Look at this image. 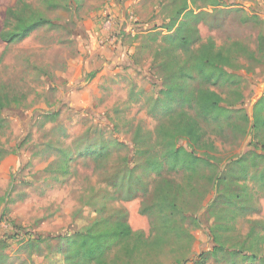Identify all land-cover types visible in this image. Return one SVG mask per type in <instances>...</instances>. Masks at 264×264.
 <instances>
[{
    "label": "rangeland",
    "instance_id": "374dc122",
    "mask_svg": "<svg viewBox=\"0 0 264 264\" xmlns=\"http://www.w3.org/2000/svg\"><path fill=\"white\" fill-rule=\"evenodd\" d=\"M16 1L0 0V31ZM25 1L50 23L21 42L0 40L6 102L0 113L6 152L0 160V264H64L65 245L57 237L100 218L148 235L150 218L140 210L158 177L189 182L184 172L168 171L156 134L169 120L163 85L186 64L182 50L165 39L182 7L177 24L192 46L212 39L229 57L226 71L236 76L213 85L193 72L188 81L189 91L213 90L230 110L219 122L200 123L199 152L227 159L217 190L223 195L246 186L249 203L237 215L222 200L209 206L217 190L210 194L201 178L208 172L200 169L191 185L206 201L199 205L186 196L183 206L193 239L163 249L157 259L137 256L132 264H264V193L251 179L264 159L246 179L237 161L264 145V127L257 135L250 130L254 116L264 120V105L257 106L264 96V0H81L72 7ZM155 161L160 169L150 167ZM218 225L226 226L216 232L223 250L246 244L244 253L256 258L225 251L220 261L213 259L210 230Z\"/></svg>",
    "mask_w": 264,
    "mask_h": 264
},
{
    "label": "trees",
    "instance_id": "16d2710c",
    "mask_svg": "<svg viewBox=\"0 0 264 264\" xmlns=\"http://www.w3.org/2000/svg\"><path fill=\"white\" fill-rule=\"evenodd\" d=\"M46 5L52 0H43ZM81 0H60L64 6H78ZM217 0H208L210 5H214ZM185 7H182L172 18L167 31H171L166 36L172 44H176L182 50L186 57V64L179 68V72L168 78L162 88V94L165 99L163 104L165 113L168 114L169 120L156 129L157 140L160 144L162 157L166 161L168 171L184 172L187 174L189 182L182 185L174 179L159 176L153 184L149 204L142 205L140 213L150 218L149 233L145 235L139 231H133L131 227L123 222H115L108 218H100L92 223L83 226L79 230L58 236L64 242L65 250L61 252L64 264H132L137 256L145 253H153L157 259L160 251L171 248L173 244H179L183 240H192L193 236L186 228L185 222L189 216L184 210V198L192 197L199 205L206 200L199 194L198 189L191 185L199 177V170L206 169L208 172L205 177L206 184L212 187L210 194L223 181L220 177L219 169L221 162L218 158L200 153L201 122L212 123L219 122L223 116L230 112L223 106L224 101L213 90L199 88L189 91L187 84L192 79V73L198 77L201 83L224 84L233 81L236 76L226 71L229 67V57L227 54L215 46L212 39H208L204 44L194 48V41L191 39L187 30H183L182 24H177L180 14H184ZM49 20L42 17L38 11L25 0H17L15 5L5 11V18L0 31V40L5 44H13L28 38L32 32L38 28L49 24ZM186 34H183L182 31ZM165 53L175 55L174 48H165ZM94 73L90 74L93 77ZM4 97L0 96V113L5 106ZM264 105V96L257 106ZM9 105V104H8ZM7 105V106H8ZM188 105L193 109L194 116L183 108ZM264 127V120L260 116H254L251 132L257 135L261 128ZM1 129V120H0ZM182 142L185 144L182 145ZM212 147L209 148L211 150ZM264 145L259 148L250 150L237 161L242 164L241 175L244 179L248 177L249 169L258 167V163L264 159ZM201 155H199V154ZM6 152L0 146V160ZM206 154V155H205ZM249 162V163H248ZM150 167L160 169L161 164L158 161L152 162ZM156 170V169H155ZM250 178V177H249ZM256 185L264 193V167L251 177ZM215 192V191H214ZM246 186L240 187L239 190H227L222 195L216 191L215 196L209 206H214L217 201L223 202L225 208L231 210L235 215L242 212L249 201ZM211 198L208 199V201ZM207 201V202H208ZM193 223H196L194 217H191ZM197 224V223H196ZM226 226H215L211 229V236L214 247L210 250L213 259L220 261L221 254L225 251L230 252L232 256L241 254L244 259H255L253 255L245 254L246 244L240 249L223 250L218 243L216 232L222 231ZM216 229V231H215ZM254 232L252 228V233ZM249 237H255L250 233ZM252 239V240H253ZM251 240V241H252ZM251 243V242H248ZM242 250V251H239ZM202 258V255H200ZM199 257V259H201ZM181 263V259L177 258ZM197 264H203L201 260Z\"/></svg>",
    "mask_w": 264,
    "mask_h": 264
}]
</instances>
